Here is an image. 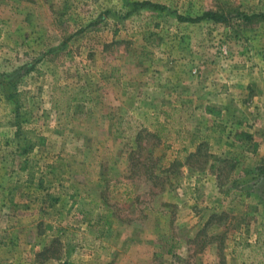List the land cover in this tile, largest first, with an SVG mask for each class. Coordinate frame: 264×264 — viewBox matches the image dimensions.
<instances>
[{"label": "rangeland", "instance_id": "rangeland-1", "mask_svg": "<svg viewBox=\"0 0 264 264\" xmlns=\"http://www.w3.org/2000/svg\"><path fill=\"white\" fill-rule=\"evenodd\" d=\"M261 13L0 0V264H264Z\"/></svg>", "mask_w": 264, "mask_h": 264}, {"label": "trees", "instance_id": "trees-1", "mask_svg": "<svg viewBox=\"0 0 264 264\" xmlns=\"http://www.w3.org/2000/svg\"><path fill=\"white\" fill-rule=\"evenodd\" d=\"M132 7V10H131V13H133L134 11H137L139 12L140 10H143V9H150V10H160V11H164L165 8L163 6H159V5H156V4H153L151 2H147V1H144V2H133L131 5ZM237 19H240L242 21H252L253 19H257V20H260V21H263L264 22V13H261V14H254V15H251V16H248V15H244V14H237ZM180 20L183 21L182 18L178 17ZM203 20H210V21H213V22H226L227 19H226V16H222L220 15L218 12L216 11H212V10H208L206 12H204L200 17L198 18H195L193 20H185V21H188V22H192V23H197V22H200V21H203ZM34 144H32V142H30L29 140H26V147L24 148V151L23 153H28L29 150H31L33 148ZM207 150V145L205 143H200L198 146H197V149L195 152L189 154L187 157H186V163L190 160V159H195V161H198V164L199 165H202L204 163H206V160L208 158V156L206 155V151ZM210 158L214 161V162H217V163H223V165L225 164L224 161H221V160H218V158H216L215 156H212L211 154H209ZM212 170L214 169V167L212 166L211 167ZM20 170L21 171H25L26 170V165L24 163L21 164L20 166ZM222 170V167L221 165L218 166V168L215 170V172H218V174L221 172ZM259 175L261 177H263L264 179V169H260V173ZM264 181V180H263ZM212 219H215L216 216H212L211 217ZM64 233H65V229L64 228H59V229H55V231L52 232V237H53V241H52V244H55L57 243V239L60 238V234H61V237L64 236ZM262 235V233L258 232L257 235H256V240L254 242V244H251L250 247L254 249H257L258 253L260 251H263L264 250V243L261 242V244L259 246H257V244H259V239H260V236ZM7 243L4 242V241H1L0 240V245H6ZM49 251V248H45L44 250H42L41 252H39L36 257L40 258L41 261H47L48 259H56L58 260L59 258L57 256L54 255L55 251H53V254L51 256H46L45 257V253ZM257 253V254H258ZM260 264V263H258Z\"/></svg>", "mask_w": 264, "mask_h": 264}, {"label": "crops", "instance_id": "crops-1", "mask_svg": "<svg viewBox=\"0 0 264 264\" xmlns=\"http://www.w3.org/2000/svg\"><path fill=\"white\" fill-rule=\"evenodd\" d=\"M7 244L6 245H0V249H3V248H5V246H8L9 244H8V242H6Z\"/></svg>", "mask_w": 264, "mask_h": 264}]
</instances>
